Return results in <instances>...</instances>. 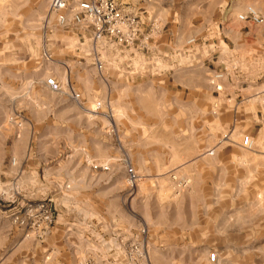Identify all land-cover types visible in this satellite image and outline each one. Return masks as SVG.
I'll return each mask as SVG.
<instances>
[{"label": "rangeland", "instance_id": "rangeland-1", "mask_svg": "<svg viewBox=\"0 0 264 264\" xmlns=\"http://www.w3.org/2000/svg\"><path fill=\"white\" fill-rule=\"evenodd\" d=\"M51 1L0 0V264H264V0H158L122 53Z\"/></svg>", "mask_w": 264, "mask_h": 264}, {"label": "built area", "instance_id": "built-area-1", "mask_svg": "<svg viewBox=\"0 0 264 264\" xmlns=\"http://www.w3.org/2000/svg\"><path fill=\"white\" fill-rule=\"evenodd\" d=\"M51 11L58 16V21L62 26L72 23L76 26L86 27L91 30L92 40L94 43H108L116 47L120 53L131 48H146L150 36L143 33V22L137 13H134L116 0H84L76 6L70 5L67 0H52L50 5ZM70 16V18H69ZM239 22L249 23L255 26L264 25V17L254 8L248 7L246 11L237 17ZM190 43H194L191 41ZM123 50V51H122ZM96 67L103 71V63L97 59ZM224 74H217L214 80L215 91H223L219 84ZM46 86L52 92H60L61 86L55 78H49ZM72 97L75 100L80 99V95L72 89ZM243 147L247 150L254 149V142L250 137H245ZM96 171H109L108 167L93 166ZM128 179L131 186L138 182V175L132 167L128 168ZM51 213L46 217V223L52 222ZM34 217V216H32ZM217 253H211L208 257L209 263L218 262Z\"/></svg>", "mask_w": 264, "mask_h": 264}, {"label": "crops", "instance_id": "crops-1", "mask_svg": "<svg viewBox=\"0 0 264 264\" xmlns=\"http://www.w3.org/2000/svg\"><path fill=\"white\" fill-rule=\"evenodd\" d=\"M131 6H128V8L133 11L134 13H137L139 17L141 18L143 24L151 25V24H160L158 19V14L160 12V9L158 7L159 1L158 0H136L132 1L130 4ZM167 11L168 9H165ZM211 23H203L202 28L207 29L211 28ZM91 35V33H89ZM167 58V57H166ZM170 61V59H169ZM186 69V68H185ZM174 72L171 70H159L156 71L154 74L151 75L152 80L154 81L155 85L159 87H168L172 82L176 83L181 87V90L183 92H186L189 88V72L185 71V79L178 83L176 81V76L173 75ZM175 77V78H174ZM254 88V89H253ZM252 90H256L257 92H264V85L259 86V84H256L255 87H252ZM262 139L264 141V128L261 130ZM254 139H258L259 135H255ZM258 137V138H257Z\"/></svg>", "mask_w": 264, "mask_h": 264}, {"label": "bare ground", "instance_id": "bare-ground-1", "mask_svg": "<svg viewBox=\"0 0 264 264\" xmlns=\"http://www.w3.org/2000/svg\"><path fill=\"white\" fill-rule=\"evenodd\" d=\"M92 109V108H91ZM94 111V110H93Z\"/></svg>", "mask_w": 264, "mask_h": 264}]
</instances>
